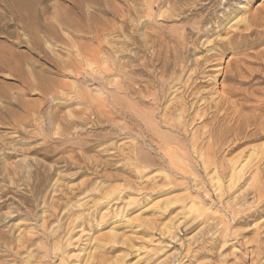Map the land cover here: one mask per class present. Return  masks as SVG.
<instances>
[{
    "label": "rangeland",
    "instance_id": "1",
    "mask_svg": "<svg viewBox=\"0 0 264 264\" xmlns=\"http://www.w3.org/2000/svg\"><path fill=\"white\" fill-rule=\"evenodd\" d=\"M204 2L0 0V59L22 68L18 75L0 71V264H264V161L258 166L255 160L264 154V0L238 1L242 10L237 1L228 7L230 24L239 16L257 18L254 34L232 52L220 53L202 78L209 97L233 92L228 98L244 116L227 123L234 124L230 131L221 122L199 148L188 145L190 151L214 153L209 161L158 158L156 147L148 148L149 140L121 115L123 102L131 103L132 111L141 108L138 97H123L122 71L144 85L147 77L138 70L144 61L158 71L177 56L178 69L186 71L215 41L227 38L228 31L218 28L199 33L201 17L208 16L205 28L223 7L222 0L206 7ZM31 13L42 14L45 23L56 17L79 22L76 29L40 35L57 60L75 67L63 71L30 49V35L18 18ZM84 16L88 21H81ZM182 41H188L190 52H184ZM88 62L97 66L94 74L84 65ZM135 136L138 147L151 154L150 162L133 158ZM250 156L254 167L236 173ZM256 168L263 174L254 175Z\"/></svg>",
    "mask_w": 264,
    "mask_h": 264
},
{
    "label": "bare ground",
    "instance_id": "2",
    "mask_svg": "<svg viewBox=\"0 0 264 264\" xmlns=\"http://www.w3.org/2000/svg\"><path fill=\"white\" fill-rule=\"evenodd\" d=\"M80 1V0H79ZM159 1V0H158ZM206 1V3H203V6L206 7V5H210L212 2H214L215 0H203ZM223 1V7H220L218 9H222V12H220L219 14H215L212 19L205 25V28L203 27V24L206 23V21H208L207 17L208 16H203L201 17V21L199 22L201 25V27L199 28V33L201 34L203 32V34L201 36H204L206 34H208L209 32H212L213 28H218L219 32L220 31H228L227 34V38L215 41L214 43H216L214 48H210V46L208 47L209 49L207 50V54L203 56V58L200 57L199 60H196L198 58H195L194 62H195V67L193 68H187L186 71H184L185 67L183 68V70L178 69V63L180 61V57L175 56L173 58V60H165L160 69L157 71L155 68H153L152 64L150 65L146 63V61H142L143 64L140 66H138L140 69L139 72H142L146 75L147 80L145 79L144 81V85H138V79L136 80L135 77H133V75H129L128 72L126 71H122V75H123V87H121L122 89V93L124 94L123 97H128L129 95H134L136 97H138V103L140 104L139 109H137L138 111H132L130 110V104H128V102L126 101L125 103L123 102L121 104V115L123 117L124 121H133L135 127H138L142 133V135H144L148 140H149V144L148 148H153L156 147V150H158L161 155L158 157L160 159L163 160H167V162L169 161L170 163L172 161H181V160H191V159H199L201 162H205V160L209 161V159L214 155V153H209V151L207 152H202V151H198L197 149L190 151L188 149V145H191V147L194 148V146H198L199 144H203V140L205 137H212L213 132L216 130V127H220L221 122H226V131H230L231 127L227 126V123H234L235 121H239L241 118V115L243 116V114L240 115L239 112V107H237L238 109L236 110V104L235 102L231 101L232 99L228 98L231 97L233 95H231L233 92L228 93L230 94V96L226 97H219V98H212L208 96V93L206 91H209L202 88L201 84L202 82V78L205 79V77H203L207 72H209V68H211L212 66H214V61L215 58L217 56L220 55V53H222L225 50H233L236 47L240 46L248 37L249 35H253L254 31L252 30L253 26L257 25V18H251L250 19H246V18H242L241 16H239L238 18H241V20H238V18L235 20V22L233 21V23H229V16L226 14L227 9L230 5L233 4V2L237 1L236 8L237 9H244V5L243 2H238V1H243V0H222ZM246 1V0H245ZM231 2V3H230ZM74 3V2H73ZM202 3V2H201ZM214 5V4H213ZM77 6L79 8V10H82V5L80 2L77 3ZM203 6L200 7V10L203 9ZM24 8H28L27 6H23ZM75 7V6H74ZM193 7V6H192ZM216 7V6H215ZM160 8V7H159ZM183 8V7H182ZM197 8V7H196ZM230 8V7H229ZM199 9V8H198ZM197 9V10H198ZM217 9V10H218ZM27 10V9H26ZM28 11H30V9L28 8ZM182 12V11H181ZM202 12V11H201ZM83 14V12H82ZM204 14V13H203ZM207 14V13H206ZM213 14V13H212ZM244 14V13H242ZM190 15V14H189ZM210 15V14H209ZM263 15V14H262ZM234 16V15H233ZM243 16V15H242ZM252 16V15H251ZM186 17V16H185ZM92 18V17H91ZM161 18V17H160ZM184 18V17H183ZM211 18V17H210ZM19 21L23 22V27L24 29L28 32V34L30 35L29 40L27 41L29 44V47L32 51H38L41 54H43L45 56V58H47L48 60H50L54 66L58 69H66L68 67H73L74 64H72L73 62H70V60L68 61H59L57 60L55 57V54L53 52V46L48 44L47 42H44L42 36H40L41 34H50V35H54L55 31L60 29V28H69V29H76L78 27H80L79 22H75L74 20H71L69 18H62V17H56L54 22H48L45 23L46 19L43 18L42 14H30L27 17L21 16V18H18ZM162 19V18H161ZM175 19V18H174ZM187 19V18H186ZM263 19V18H262ZM184 20V19H183ZM17 21V20H16ZM82 22L84 21H88L87 16H84L81 20ZM261 21V20H259ZM198 23V20H197ZM230 25H229V24ZM242 23H245L244 26V31H240L239 30V25H241ZM263 23V22H262ZM260 22V24H262ZM229 25V26H228ZM244 25V24H243ZM242 25V27H243ZM264 26V24H263ZM197 27V26H196ZM198 29V27L196 28ZM67 30V29H66ZM191 30V29H190ZM69 31V30H68ZM196 31V30H195ZM197 31V32H198ZM257 31V30H256ZM261 31H259L260 33ZM58 33V31H57ZM96 33V32H95ZM160 33V32H158ZM196 32H194L195 34ZM253 33V34H252ZM198 34V33H197ZM221 34V33H220ZM225 34V35H226ZM157 35V34H156ZM211 35V34H210ZM258 35V34H257ZM256 35V36H257ZM262 35V34H261ZM260 35V37H261ZM159 36V35H158ZM157 36V37H158ZM163 36V35H162ZM200 36V35H199ZM216 36V35H214ZM255 36V37H256ZM54 37V36H53ZM59 36H57L58 38ZM55 38V37H54ZM60 38V37H59ZM163 38V37H162ZM160 38V39H162ZM178 37H175V39ZM182 38V37H181ZM180 38V39H181ZM192 38V37H191ZM217 38V37H216ZM223 38V37H222ZM53 39V38H52ZM200 39V38H199ZM183 40V38H182ZM192 40V39H191ZM207 40V39H206ZM212 40V39H211ZM210 40V42H211ZM255 40V39H254ZM56 41V40H55ZM58 41V40H57ZM62 41V40H61ZM99 41V39H98ZM175 41V40H174ZM208 41V40H207ZM260 41V40H259ZM179 42V41H178ZM186 42V41H185ZM198 42V41H196ZM209 42V43H210ZM250 42V41H249ZM58 43V42H57ZM98 43V42H97ZM100 43V42H99ZM102 43V42H101ZM188 43V41H187ZM187 43H184V41H182V45H183V50L184 52H190L191 48L187 47ZM199 43V42H198ZM197 43V44H198ZM204 43H207L205 41V38L203 39V42L200 43L201 45H205ZM255 43V41H254ZM212 44V43H210ZM45 45V46H44ZM103 45V44H102ZM191 45V44H190ZM193 45V44H192ZM253 45V44H252ZM255 45V44H254ZM172 46V45H171ZM198 46H200L198 44ZM197 46V47H198ZM208 46V45H207ZM99 47V46H98ZM158 47V45H157ZM167 47V46H166ZM175 47V46H174ZM202 47V46H201ZM245 47V46H244ZM249 47V46H247ZM156 48V47H155ZM168 48V47H167ZM179 48H181V46L179 45ZM246 48V47H245ZM144 49V48H143ZM200 49V48H199ZM103 50V49H102ZM172 50V49H171ZM175 50V49H174ZM182 50V51H183ZM141 51V50H140ZM145 51V49H144ZM165 54L166 49L164 50ZM163 51V52H164ZM243 51V50H242ZM143 52V51H142ZM160 52V50H159ZM197 52V51H196ZM203 52V51H202ZM232 52V51H231ZM235 52V51H234ZM101 52L95 51V53L93 54L94 57L99 55ZM155 53V52H154ZM239 53V52H238ZM259 53V52H258ZM261 53V52H260ZM32 54V53H31ZM87 54V53H86ZM174 54V53H173ZM199 54V53H198ZM243 54V53H242ZM10 55V54H9ZM151 61L155 60V55L151 53ZM160 55V54H159ZM175 55V54H174ZM188 54H186L187 57ZM193 55V54H192ZM195 55V54H194ZM193 55V56H194ZM224 55V54H223ZM245 55V53H244ZM261 55V54H259ZM137 56V55H136ZM167 56V54L165 55ZM221 56V55H220ZM238 56V55H237ZM103 57V56H102ZM144 57V56H143ZM142 57V58H143ZM168 57V56H167ZM185 57V56H184ZM183 57V58H184ZM233 57V56H232ZM231 57V58H232ZM261 57V56H260ZM11 58V57H10ZM83 58V57H82ZM93 58V57H92ZM96 58V57H95ZM139 58V57H138ZM146 58V57H145ZM158 58V57H157ZM164 58V57H162ZM230 58V60H231ZM98 59V58H97ZM140 59V58H139ZM149 59V58H147ZM186 59V58H185ZM219 59V58H218ZM78 60V59H77ZM141 60V59H140ZM145 60V59H144ZM220 60V59H219ZM9 61H11L9 59ZM9 61H3L0 59V71H7L10 73V75H18V72L20 69H17L16 66L14 67L12 65L11 62ZM139 61V60H138ZM191 61V60H190ZM235 61V60H234ZM141 62V63H142ZM148 62V61H147ZM220 62V61H219ZM231 62V61H230ZM111 63V62H110ZM156 63V62H155ZM160 63V62H159ZM216 63V62H215ZM228 63V62H227ZM190 64V63H189ZM230 65V63H228ZM227 64V65H228ZM85 66L88 65L91 73L94 74V66L95 64L88 62V64H84ZM158 65V64H157ZM186 65V63L184 64ZM217 65V64H216ZM125 66V65H124ZM123 66V70L124 68L128 67V66ZM191 66H193L191 64ZM35 67V66H34ZM75 67V66H74ZM80 67V66H79ZM97 67V66H95ZM102 67V66H101ZM137 67V66H136ZM135 67V69H136ZM152 67V68H149ZM55 68V70H56ZM131 68V67H130ZM181 68V67H180ZM213 68V67H212ZM79 69V68H78ZM208 69V70H207ZM214 69V68H213ZM230 69V68H229ZM26 70V69H25ZM105 70V69H103ZM137 70V71H138ZM220 70V67H219ZM28 71V70H27ZM41 71V70H40ZM64 71V70H63ZM66 71V70H65ZM76 71V70H75ZM79 71V70H78ZM211 71V70H210ZM215 71V70H214ZM33 72V71H32ZM30 72V73H32ZM58 72V71H57ZM85 72V71H84ZM87 72V71H86ZM98 72V71H97ZM103 73V71H101ZM225 72V71H224ZM26 73V72H25ZM90 73V74H91ZM134 73V72H133ZM181 73L183 75H181ZM22 74V73H21ZM81 74V73H79ZM90 74L88 75V73L86 75L90 76ZM135 74V73H134ZM26 75V74H25ZM97 75V74H96ZM234 75V74H233ZM23 76V75H22ZM98 76V75H97ZM141 76V75H140ZM143 76V75H142ZM206 76V75H205ZM226 76V74H225ZM224 76V77H225ZM29 77V76H28ZM32 77V74H31ZM34 77V76H33ZM94 77V76H91ZM132 77L135 79L133 81ZM139 77V76H138ZM42 78V76H41ZM85 78V76L83 77ZM140 78V77H139ZM142 78V77H141ZM145 78V77H144ZM143 78V79H144ZM29 79V78H28ZM27 79V80H28ZM87 79V78H86ZM98 79V78H97ZM102 78H99V80ZM31 80V85L32 86V80L33 79H29ZM45 80V79H44ZM43 80V81H44ZM88 80V79H87ZM90 80V79H89ZM95 80V79H94ZM140 80V79H139ZM232 80V79H230ZM41 81V80H40ZM204 81V80H203ZM99 82V81H98ZM134 83V84H133ZM138 86H136V84ZM234 83V82H233ZM135 85V86H133ZM29 86V85H28ZM29 86V87H30ZM44 86V85H43ZM36 87V86H35ZM34 88V87H33ZM32 88V89H33ZM38 88V87H37ZM47 88V87H46ZM205 88V87H204ZM31 89V91H32ZM43 89V88H42ZM229 89V88H228ZM233 89V88H232ZM36 90V89H35ZM227 90V89H226ZM39 91V90H38ZM46 91V90H45ZM223 91V90H222ZM225 91V90H224ZM234 91V90H233ZM240 92V91H239ZM237 93V92H236ZM222 94V93H220ZM211 95V94H210ZM215 95V94H214ZM223 95V94H222ZM235 95V94H234ZM221 96V95H220ZM130 97V96H129ZM214 97V96H213ZM244 97V96H243ZM125 98V99H126ZM135 98V97H134ZM237 98V97H236ZM236 98L234 100H236ZM239 98V97H238ZM237 98V99H238ZM264 98V97H263ZM259 99H261L259 97ZM89 100V99H88ZM128 100V99H127ZM130 100V99H129ZM249 100V98H248ZM237 101V100H236ZM250 101V100H249ZM131 102V100H130ZM238 102V101H237ZM236 102V103H237ZM259 102V100H258ZM100 103V102H99ZM137 103V102H136ZM245 103V102H243ZM262 103V102H261ZM138 104V105H139ZM247 104V103H246ZM249 104V103H248ZM247 104V105H248ZM238 105V104H237ZM245 105V106H247ZM257 105V104H256ZM132 106V104H131ZM244 106V105H243ZM133 108V106H132ZM135 108V107H134ZM137 108V107H136ZM241 108V107H240ZM243 111V110H241ZM257 113V112H256ZM247 115V113L245 114ZM244 117V116H243ZM247 118V117H246ZM254 118V117H253ZM264 118V117H263ZM249 120H251L249 118ZM123 121V122H124ZM247 121V120H246ZM263 121V119L261 120ZM230 122V123H229ZM248 122V121H247ZM250 122V121H249ZM260 122V121H259ZM199 123H205V127L201 129H205L207 127H209V129H206L205 131L200 130L199 129H195L194 127L196 126V124ZM131 125V123H129ZM236 124V123H235ZM238 124V123H237ZM124 125H126L124 123ZM133 125V124H132ZM224 125V124H223ZM129 126V125H128ZM239 126V124H238ZM124 127V126H123ZM127 127V126H126ZM124 127L122 129L121 132H123L124 134V138L129 139V130L128 127L126 128ZM132 127V126H131ZM225 126H223L224 128ZM235 127V126H233ZM200 128V127H199ZM194 129V131H193ZM222 129V128H221ZM238 129V127H237ZM250 129V128H249ZM137 130V129H136ZM259 130H262V128H260ZM264 130V129H263ZM222 131V130H221ZM224 131V130H223ZM238 131V130H236ZM241 131V130H240ZM130 132H132L130 130ZM134 132V131H133ZM136 132V131H135ZM235 132V131H234ZM233 132V133H234ZM236 133V132H235ZM234 133V134H235ZM246 133V132H245ZM264 133V132H263ZM221 134V133H220ZM238 134V133H237ZM262 134V133H260ZM122 135V134H121ZM231 135V134H230ZM244 135V134H243ZM263 135V134H262ZM123 136V135H122ZM224 136V135H223ZM236 136V135H234ZM143 137V136H142ZM144 137V138H145ZM208 137V138H209ZM216 137V136H215ZM221 137V136H219ZM218 137V138H219ZM227 137V135L225 136ZM131 138V137H130ZM141 138V137H140ZM213 138V137H212ZM212 138H209L210 140ZM217 138V137H216ZM236 138V137H235ZM125 139V140H126ZM209 139H207L209 141ZM220 139V138H219ZM226 139V138H225ZM231 139V138H230ZM229 139V140H230ZM243 139V138H241ZM132 140V139H131ZM133 140H135V142H133L134 144V149L132 150L133 153V158L136 159L139 162L142 163H146V162H150L151 154H148L146 152H144L143 150H141L137 143H138V138L137 136H135L133 138ZM132 140V141H133ZM143 140V139H142ZM141 140V141H142ZM214 140V139H213ZM228 140V141H229ZM245 140V138H244ZM250 140V139H249ZM129 141V140H127ZM126 141V143H127ZM140 141V140H139ZM146 141V140H145ZM219 141V140H218ZM222 141V140H221ZM220 141V142H221ZM226 141V140H225ZM223 141V142H225ZM232 141V140H231ZM236 141V140H235ZM234 141V142H235ZM241 141V140H240ZM243 141V140H242ZM246 141V140H245ZM143 142V141H142ZM206 142V141H205ZM140 143V142H139ZM144 143V142H143ZM215 143H217L215 141ZM222 143V142H221ZM228 143V142H227ZM225 143L226 145H230ZM232 143V142H231ZM141 144V143H140ZM145 144V143H144ZM209 144V143H207ZM224 145V143H222ZM127 146V144H125ZM124 145V146H125ZM205 145V144H204ZM221 145V144H218ZM217 145V146H218ZM222 145V146H223ZM125 146V147H126ZM132 146V145H131ZM140 146V145H139ZM203 146V145H202ZM210 146V145H208ZM216 146V148H217ZM124 147V148H125ZM129 147V146H128ZM201 147V146H200ZM133 148V147H131ZM199 148V146H198ZM225 148V147H223ZM126 149V148H125ZM128 149V148H127ZM150 149V150H151ZM155 149V148H154ZM207 149V148H206ZM130 150V149H129ZM263 150V149H262ZM214 151V150H213ZM211 150V152H213ZM219 151V150H218ZM221 151V150H220ZM223 151V149H222ZM217 152V151H216ZM260 152V149L259 151ZM263 152V151H261ZM260 152V153H261ZM131 153V152H130ZM220 153V152H219ZM218 153V154H219ZM255 153V152H254ZM217 154V153H216ZM257 154V153H256ZM255 154V155H256ZM159 155V154H158ZM153 157V155H152ZM218 158V156H217ZM254 158V156H253ZM251 156L249 158H247L245 161H243L244 163L240 166V168L238 169V171L236 173L238 174H242L246 169L247 171L251 167V162H253L251 159ZM154 159V158H153ZM216 159V158H214ZM257 159V164L258 162L264 161V154H262L260 157L256 158ZM156 160V158H155ZM206 161V162H207ZM183 162V161H181ZM180 162V163H181ZM175 164V163H173ZM237 164V163H236ZM255 164V163H254ZM256 164V165H257ZM264 164V163H263ZM171 165V164H169ZM176 165V164H175ZM234 165V164H233ZM173 166V165H172ZM259 166V164H258ZM261 166V165H260ZM232 168V166H231ZM223 169V167H222ZM221 169V170H222ZM226 171L228 169L224 168ZM236 169V168H235ZM234 169V171H235ZM264 170V169H262ZM222 173L224 171H221ZM251 172V170H250ZM255 172V171H254ZM225 173V172H224ZM234 173V172H233ZM253 173V172H252ZM261 173L263 174L262 171L259 170V168H256V172L254 175H261ZM227 174V173H226ZM262 177H260L261 179ZM263 182V181H261ZM255 183V180H254ZM253 183V185H254ZM257 183V182H256ZM256 187V185L254 186ZM253 188V187H252ZM255 188H253L254 190ZM257 195V194H256ZM262 196V195H261ZM222 197V196H221ZM264 201V200H263ZM242 209V207H239ZM228 209V208H227ZM235 209V207H234ZM233 209V210H234ZM232 212L233 210L230 209ZM235 211V210H234ZM243 211V209H242ZM238 212H241L240 209H238ZM244 212V211H243ZM248 212V211H247ZM246 212V213H247ZM237 212H232V215L236 216ZM242 213V212H241ZM243 214V213H242ZM249 214V213H248ZM261 214V213H260ZM244 215V214H243ZM247 215V214H246ZM248 216H254L252 214L248 215ZM258 216V215H257ZM256 216V217H257ZM234 217V216H232ZM239 218V216H238ZM247 218V217H246ZM223 219V218H222ZM234 219V218H233ZM243 219V218H242ZM221 220V219H220ZM244 221V220H243ZM235 222V221H233ZM238 222V221H237ZM224 224V223H223ZM227 224V223H226ZM240 224V223H239ZM226 226V225H225ZM225 228V227H224ZM225 231V230H224ZM219 232V231H218ZM222 233V232H221ZM224 233V232H223ZM225 234V233H224ZM223 234V235H224ZM221 235V234H220ZM222 235V236H223ZM227 236V235H225ZM218 238V237H217ZM216 239V238H215ZM222 239V238H221ZM218 240V239H217ZM228 240V239H227ZM220 241V240H219ZM223 241V240H222Z\"/></svg>",
    "mask_w": 264,
    "mask_h": 264
}]
</instances>
